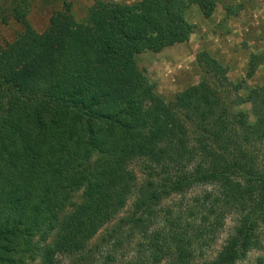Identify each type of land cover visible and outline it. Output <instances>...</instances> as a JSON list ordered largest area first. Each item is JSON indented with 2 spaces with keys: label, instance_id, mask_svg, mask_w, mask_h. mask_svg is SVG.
Masks as SVG:
<instances>
[{
  "label": "trees",
  "instance_id": "16d2710c",
  "mask_svg": "<svg viewBox=\"0 0 264 264\" xmlns=\"http://www.w3.org/2000/svg\"><path fill=\"white\" fill-rule=\"evenodd\" d=\"M194 4L207 17L216 7L213 0H144L136 12L98 1L84 22L55 12L43 33L28 27L0 49V264H28L22 244L45 227L57 231L38 264L95 263L90 243L135 190L128 166L136 159L147 165L134 212L102 238L116 252L125 231H140L142 255L128 264H237L263 247L264 86L241 101L252 104L253 125L225 92L241 85L207 52L198 56L202 82L171 103L136 65L137 54L189 40L194 26L185 14ZM25 17L16 10L18 20ZM208 185L214 189L177 213L162 207ZM82 187L83 203L63 217L68 189ZM230 214L238 216L233 231L203 260Z\"/></svg>",
  "mask_w": 264,
  "mask_h": 264
},
{
  "label": "rangeland",
  "instance_id": "374dc122",
  "mask_svg": "<svg viewBox=\"0 0 264 264\" xmlns=\"http://www.w3.org/2000/svg\"><path fill=\"white\" fill-rule=\"evenodd\" d=\"M98 1L129 5L136 12L143 8L144 2V0H0V49L14 42L28 27L43 33L50 25V19L55 12L67 13L77 22H84ZM213 1L216 7L209 17L204 15L197 4L191 5L186 11V20L194 26L193 33L187 42L169 46L160 52L145 51L137 54L136 65L153 87L155 95L165 103H171L187 89L198 86L202 82L204 74L198 62V56L203 51L207 52L228 69V78L231 82L241 85L237 91L232 88L231 94L225 92L230 95L232 101L239 100L241 105L236 107V111L247 113L249 122L254 125L257 118L253 113L252 104L241 101L248 97L250 89L264 86V0ZM17 9L25 13L26 17L23 21L16 18ZM253 55L258 68L252 76H249L250 61ZM222 99L224 100L223 97ZM96 159H98L97 153L91 158V162H95ZM145 165H147L146 160L136 159L128 166L136 177L137 185L126 206L115 220L106 225L90 243V247H94L97 256L95 263L92 264L139 262V257L142 255L139 244L143 238L140 231L131 232L130 229L125 231L122 245L116 252L112 244L102 242V238L118 221L134 212L133 203L138 197L137 188L139 185L142 186L141 183L146 177ZM213 189L211 185L199 186L185 196H172L162 203V207L177 213L180 205L188 200L193 202L194 198L202 195L204 191L210 192ZM84 193L85 188L83 187L79 190L68 189V200L62 214L63 217L74 212L83 203ZM237 217L235 214L227 216L225 227L218 234L216 241L206 248L203 254H199L200 256L205 255L203 260H211L216 256L228 235L233 231ZM161 221L162 218L159 215L157 219H151L147 226L150 231L157 229ZM46 228L41 234L27 237L26 242L22 244V249L25 251L23 258L28 264H38L41 249L52 239L54 240L57 229ZM144 239L147 238L144 237ZM110 257L112 259H109ZM61 264L80 263L75 259L69 260L63 257ZM81 264H86V262H81ZM237 264H264V245L249 252Z\"/></svg>",
  "mask_w": 264,
  "mask_h": 264
}]
</instances>
